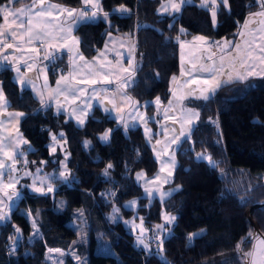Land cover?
I'll use <instances>...</instances> for the list:
<instances>
[{
	"label": "trees",
	"instance_id": "1",
	"mask_svg": "<svg viewBox=\"0 0 264 264\" xmlns=\"http://www.w3.org/2000/svg\"><path fill=\"white\" fill-rule=\"evenodd\" d=\"M51 1L81 6V0ZM162 1L100 0V18L75 32L87 59L97 54L108 35L134 40L137 71L126 91L139 103L156 97L163 104L167 101L172 77L179 72L177 37H234L247 17L260 10L257 0H228L227 6L218 1L214 27L208 9L197 2L170 16L158 13ZM121 6L128 11H114ZM103 13H108L107 22ZM66 67L63 57L49 70L54 75ZM0 87L10 109L24 114L19 130L28 141L26 168L60 171L62 157L50 154L48 146L61 132L69 154L67 181H55L56 189L43 196L25 191L0 224V264H50L49 249L64 253L63 264H77L69 257L72 251L83 264H246L254 237L264 239V77L223 85L209 101H190L199 120L190 140L176 150L177 166L169 185L175 190L164 201L145 197L135 181L138 172L151 176L158 170L140 128L125 131L98 108L77 127L51 108H40L31 91L13 81L9 68L0 70ZM146 112L153 115L155 108L150 105ZM109 129L110 138L102 143L99 137ZM198 153L210 156L217 166L198 160ZM109 163L113 167L105 177ZM59 199L64 201L62 209H57ZM132 199L137 208L126 209L124 204ZM114 209H119L121 219L112 220ZM162 211L176 217L162 233L163 249L155 252L152 241L148 250L136 247L137 235L123 221L142 217L153 235ZM34 220L39 235H33ZM80 223L85 228L81 237ZM17 228L22 232L19 243ZM104 242L113 254L103 253Z\"/></svg>",
	"mask_w": 264,
	"mask_h": 264
},
{
	"label": "snow or ice",
	"instance_id": "2",
	"mask_svg": "<svg viewBox=\"0 0 264 264\" xmlns=\"http://www.w3.org/2000/svg\"><path fill=\"white\" fill-rule=\"evenodd\" d=\"M24 2L25 0H0V17L3 19V23L0 24V56H2V61L15 64V70L20 73V62L26 65L28 71L37 68L36 61L40 57L41 49L44 52L43 60L49 61L51 65H55L57 60L62 59L61 52L66 50L70 65L69 71L66 74H61L56 81V87L48 91L49 99L55 103L57 113L61 109L67 111L66 104H76L83 97L82 106L79 107L81 116L87 115L88 110L92 107V101H96L97 106H103L107 103L110 107H104V111L110 117L116 114L115 119L122 122L125 131H127L130 124L134 127L137 123L143 122L146 135L151 132L148 123L159 116L162 119L157 123L164 130L166 138H168L169 129L164 122L171 120L173 125H179V129L176 127L171 128V131L177 134L168 138V144L162 150L165 153L168 151L169 145H178L182 138L184 142L190 140L195 126L194 122L199 120V111L185 105L184 100L191 98L193 100L209 101L222 84L244 82L250 77H264V10L249 16L242 26V30L238 33L239 39L236 41L225 40L209 43L204 36L195 37L194 41L191 42L192 47L188 53L187 71L184 68L185 56L183 52L181 53V77H186V79L183 80L180 89H170L171 97L167 102V107H162L163 102L160 97L140 105L139 101L133 100L127 94L126 89L132 83L137 71V65L134 63L135 58L131 52L127 57V66L124 65L122 53L116 52L112 59L108 58L106 54L107 45L105 51H100L92 61H88L79 52L77 47L79 40L73 35L74 28L80 23L95 21L99 18L97 16V11L100 10L99 0H83L85 7L79 10L62 8L55 4L45 6V0H31L27 7L19 9L12 7V5ZM191 3L192 0H167V3L161 6L160 11L169 14L179 13L182 6ZM219 3L227 6L228 0H219ZM212 4L215 6L217 0H212ZM89 5L91 7H88ZM258 6L264 9V0H258ZM201 7H208L207 0H203ZM210 10L215 24L216 8L213 7ZM114 11L126 13L128 9L121 6ZM65 13V19L61 20L60 17L65 16ZM69 18H71L70 23L68 22ZM103 19L105 22L108 21V13H103ZM183 32L184 30L181 29V33ZM177 40L179 41V37H177ZM197 42H201L199 46H197ZM180 47L183 49L185 44L181 42ZM8 49H12L13 52L3 55ZM15 53H20V55H14ZM48 66L46 64L39 67L36 76L38 79L40 74H44L45 83L43 87L45 89H49L46 74ZM177 79L176 76L172 77L173 84L177 82ZM18 82L24 87H35L33 80L25 81L23 74L18 76ZM81 85H86V87H81ZM96 85H112L113 87H96ZM61 97L63 101H61ZM2 99L4 97L0 92V100ZM173 101H175V104ZM41 102L44 103L43 100ZM150 105L155 108L153 117H148L146 112L140 110L141 108L147 109ZM47 106H51V104ZM177 108H179L178 113ZM126 109L131 110L126 112ZM72 111L75 113L77 109ZM19 116H23V113L11 114L9 122ZM77 122L80 126L84 124L83 119H78ZM110 135L111 129L105 131L100 136V140L107 142ZM59 136L61 140L67 142L63 132L59 133ZM5 139H7V143L4 142ZM149 140L151 141V136H149ZM52 141L50 150L55 153L60 140L53 135ZM88 143V141H85V145ZM160 143V140H156V144ZM22 144H28V141L18 135L0 138V156L3 157V159H0V221L7 218V212L4 211V208L8 207L2 197H6L7 201H12L14 198L20 199L22 196V192L16 190V185L19 184L21 177L13 175L18 171L16 168L17 162L23 161L25 167L28 163L25 151L20 148ZM160 154L157 153V158ZM66 159L67 154L65 155V161ZM197 159L208 160L214 168L217 166L210 156L202 153L197 154ZM6 161H11V163L6 165ZM42 163L44 162L42 161ZM174 166V155L161 163V171L167 170V177L164 178L163 183L169 182L168 177L172 175L171 169ZM112 167L113 165L109 163L104 169L103 175L105 177L109 176V169ZM68 174L69 170L66 162L63 164V170L54 173L51 177L42 174L41 168H37L35 174L25 170L24 175L32 176V182L30 185L22 187L29 188L34 194L47 195L54 191L53 183L61 179L66 182ZM143 176V173H138L137 181L141 180ZM157 180H160L159 176L153 181H145L144 190L150 200L154 198L155 193L163 201L171 193L161 191L159 186L155 189L147 187L149 183H155ZM109 195H114V193ZM137 203L136 200H132L126 207H135ZM118 212L119 209H114V213ZM112 219L116 220L117 217L114 215ZM136 219L140 220L139 225L136 224ZM163 219L165 224L155 226V233L152 238L157 242L160 250L163 249L164 243L162 233L167 230L165 226L174 223L176 217L165 215ZM126 223H129L133 230L139 229L140 235L137 236V243L147 249L149 245L145 243L144 238H141L146 231L143 227V218L137 217ZM33 228L36 229L33 235H39L35 220L33 221ZM19 231L20 229L17 228L16 232L19 233ZM249 236H251V233H249ZM52 251L60 250L49 249V252ZM63 254L61 253V255ZM248 256L250 257L249 264H264V239L259 240L256 250L249 253ZM59 264H63V261H60Z\"/></svg>",
	"mask_w": 264,
	"mask_h": 264
},
{
	"label": "crops",
	"instance_id": "3",
	"mask_svg": "<svg viewBox=\"0 0 264 264\" xmlns=\"http://www.w3.org/2000/svg\"><path fill=\"white\" fill-rule=\"evenodd\" d=\"M218 1L219 0H217V4L214 6L212 4V0H207L208 7L205 8V9H208V11L210 12L211 22H212V24H213L214 27H215V25L217 23V19L215 20V24H214L210 9L213 8V7H215L216 8V13H217ZM194 2H197L198 5L201 7V4H202L203 0H192V3H194ZM30 3H31V0H30L29 3H27L25 5H22V6H19V7H14L12 5V7L19 9V8L27 7ZM99 3H100V0H99ZM48 4H55V5H58V6L62 7V8L78 9V10L85 7V5L83 3V0H81V6L79 8L67 7V6H64V5H61V4L52 2L51 0H45V6H47ZM88 7H91V6L89 5ZM182 8H183V6L181 7V9ZM179 13H173V15H178ZM164 15H170V14L167 13V14H164ZM97 16L99 17L98 11H97ZM65 17H66V13H65V16H61L60 19L61 20H64ZM248 18H249V16L247 17V19L245 20V22L248 20ZM97 20H95V21H88V22H96ZM68 22L69 23L71 22V18H69ZM2 23H3V19L1 17L0 24H2ZM244 23L242 24V26L244 25ZM82 24H84V23H80V24L76 25V27L74 28L73 35L75 37H76L75 32H76L77 28L80 25H82ZM242 26H241L240 30L238 31V33L242 30ZM238 33L234 36V40L233 41H236L237 39H239ZM198 36L199 35H196V36H193V37H190V38H188V37L184 38V40H185V42H184L185 47L183 49H181L180 43H178V64H179V72H178V75L176 76L178 79H177V82L175 84H173V82H172V85H171V88L170 89H177V90L180 89V85L183 83V80L186 79V77H181V53L183 52V54L185 56L184 68H185V71H187V68H188V65H187L188 53L190 52L191 47H192L191 42H193L194 41V38L195 37H198ZM181 39H183V38H181ZM207 41L210 43V40L207 39ZM200 43L201 42H197V46H199ZM106 45H107L106 54L108 55V58L109 59H112L113 56H114V54L116 52L122 53L123 54V62H124V65L127 66L128 65V59H127V57H128V54L130 52H131V54L135 58V44H134V40L131 37H123V36H118V35H108L106 37V39H105L104 45L102 46V48L100 50H98L97 54L94 57H96L99 54L100 51H105V46ZM77 47H78V50H79V45ZM12 52H13L12 49H8L7 52L3 53V55H8L9 53H12ZM79 52H80V50H79ZM14 55H17L18 56V55H20V53H15ZM43 55H44V52H43V49H41L40 57L36 61L37 68H33L31 71H28L27 68H26V65L23 62H20L19 63L20 73H17V71L15 70V67H16L15 64H8L6 61H2V56H0V70H2L4 68L11 69L13 81L19 87L26 88V89L30 90L31 93H32V95H33V97L37 101V103H38V105H39L40 108H42V109H44V108H51V110L54 112V114H62V115H64L68 120L72 121L77 127L84 126V124L86 123V120H87L88 116L91 114V112L95 108H98L103 113L109 115L108 113H106L104 111V107H110V105H107V103H105L103 106H97V102L96 101H92V107H91L90 110H88L87 115L86 116H81L80 115V112H79V107L82 106V101L84 99L83 97L81 98V100H78L76 102V104H66L65 105V108L67 109V111H65L64 109H61L60 112L57 113V108L55 106V103L49 99L48 91L51 88H55L56 87V81L59 79V76L61 74H66L69 71L70 65H69L68 54H67L66 50H62L61 55H62V57H65L66 62H67V67L62 72L59 69H57L58 71L54 75H52L50 73V70H49V67L52 66V65L50 64L49 61L43 60ZM93 58H90V59H87L86 58V59L88 61H92ZM217 59H218V57H217ZM59 60H57L55 63H57ZM29 62H31V61H29ZM134 63H135V59H134ZM46 64L49 65L47 67V69H46L47 83H48L49 89H45L43 87L44 86V83H45L44 74H40L39 75V78L38 79L36 78L37 72H38V68L39 67H43ZM20 74H23L24 75L25 81H27L29 79L33 80L35 87H32V86L24 87V86H22L18 82V76ZM253 78H260V77H253ZM131 85H132V83L130 84V86ZM223 85H226V84H222V86ZM101 86H104V87H113L112 85H96V87H101ZM81 87H86V85H81ZM0 92H2V95L4 97V99L0 100V138H5V137H9V136H17L18 135V136H21L24 140H26L24 138V136L21 134L20 130H19V125H20V122H21L22 118L24 117V114H23V116L16 117L15 119L11 120V122H9V116L11 114L18 113L19 111H14V110H11L10 109V103L6 100V98L4 96V93H3L1 87H0ZM42 93H43V95H41ZM170 97H171V92L169 94V97H168L167 101L164 104H162V107H167V102H168V100H169ZM60 99H61V101H63V98L62 97ZM42 100L44 101V103L41 102ZM190 101L198 102V101H203V100H193V99L189 98V99L184 100L183 103L185 105H187V106L192 107L190 105ZM173 103L175 104V101H173ZM49 104H51V106H47ZM144 104H145V102L144 103H140V105H144ZM73 109H77V111L75 113H73V111H72ZM130 110L131 109H126L125 111L127 112V111H130ZM140 110H141V112H146V109L145 108H141ZM178 112H179V108H177V113ZM19 113H21V112H19ZM146 114H147V112H146ZM115 115L116 114H113V116H111V117H113L115 119ZM154 115H155V113L153 115H148L147 114L148 117H153ZM78 119H83L84 120V124L82 126L78 125V122H77ZM161 119H162L161 117L156 116L154 120H152V121H150L148 123V128L151 129V132L148 133L147 135L145 133V128H144L143 122L137 123L134 127L130 124L129 128H133V129L134 128H140L142 130V133H143L146 141L149 143V145H150V147H151L152 150H153V145L154 144L157 147L160 146L159 149H156L155 150V153H156L155 159H156L157 164H158V170H161V163L162 162H160V160L165 161V160L169 159L170 156H173L174 155V158H175V166H174V168L171 169V171H172L171 177H172L173 174H174L175 168L177 166L176 150L179 147V145L181 144V142L183 141V138H182L181 142L178 145L177 144L169 145L168 151L166 153L163 152L162 150H163L164 146L166 144H168V138H170V137H172V136H174V135L177 134V133H173L171 131V128L172 127H176L177 129H179V125L178 124L173 125L171 120L164 122L165 123V126L169 129V131L167 133V137L168 138H166L165 135H164V130L161 128L160 124L157 123V121H159ZM115 120L117 121V123L119 125L123 126L121 121H118L117 119H115ZM197 122L198 121H195L194 122V125H196ZM149 136H151V141L149 140ZM156 140H160L161 143L160 144H156ZM4 142L7 143V139H5ZM27 146H28L27 144H22L20 146V148H21V150L25 151V148H27ZM157 153H161L160 156H159V158H157ZM165 154H167V155L165 156ZM0 159H3V157L0 156ZM5 163H6V165L7 164H10L11 161H6ZM16 168L18 169V171L15 172V173H13V175L18 176V177H21L19 184L16 185V190L21 191L23 194H24L25 191H27L28 193H32V191L29 188L22 187V186H25V185H30L31 182H32V176H26V175H24V171L27 170L29 172H32L33 174H35V171H32L29 168H26L24 166V164H23V161L17 162ZM165 172H167V170H165ZM45 173H46L45 171H42V174H45ZM157 174H160L159 171L157 172ZM53 189L54 190L56 189V186L55 185H53ZM9 191H11V190H9ZM32 194H34V193H32ZM2 198L8 204V207L4 208V211L7 212V218L6 219H8L9 216H10V213L12 212V210H14L16 208L17 203L19 201L17 202V199H15V198L12 201H7V198L6 197H2ZM152 199H157V198H152ZM159 201H161V200H159ZM6 219H5V221H6ZM2 223H3V221H0V224H2Z\"/></svg>",
	"mask_w": 264,
	"mask_h": 264
},
{
	"label": "rangeland",
	"instance_id": "4",
	"mask_svg": "<svg viewBox=\"0 0 264 264\" xmlns=\"http://www.w3.org/2000/svg\"><path fill=\"white\" fill-rule=\"evenodd\" d=\"M257 2H258V0H257ZM167 3V0H163L162 2H161V4H160V6L158 7V13L160 14V15H164V14H167L168 12H161L160 10H161V6L163 5V4H166ZM261 10H264V9H261L260 8V11ZM173 13H175V12H173ZM173 13L172 14H170L171 16H173ZM169 14V13H168ZM225 40H230V41H233L234 40V37L232 38V37H230V38H224V39H221V40H217V41H220V42H223V41H225ZM219 89V88H218ZM217 89V90H218ZM216 90V91H217ZM107 131V130H106ZM102 135V134H101ZM56 137H57V139L58 140H60V144H58L57 146H56V152L55 153H52L51 152V150H50V145L53 143V141H52V137H51V141H50V143H49V152H50V154H60V156L62 157V161H61V163H60V171L61 170H63V164L66 162L67 163V159H66V161H65V155L67 154V158H68V151H67V147H66V143L64 142V140H61V138H60V136H59V133L58 134H56L55 135ZM99 140H100V138H99ZM101 141V140H100ZM102 143H106V142H104V141H101ZM108 142V141H107ZM149 144V143H148ZM150 146V145H149ZM160 147V146H159ZM159 147H157L155 144L153 145V150H152V154H153V156H154V158H155V155H156V153H155V150L156 149H159ZM151 148V147H150ZM155 149V150H154ZM167 154H165V156H166ZM207 156V155H206ZM156 160V159H155ZM206 161H208V160H206ZM160 162H163V160H160ZM159 171V173L160 174H157V172ZM158 171H156V173H154L153 175H151V176H147L145 173H143V172H138V173H143L145 176H143V178L141 179V180H139V181H137V174L138 173H136L135 174V181H136V183L140 186V188H141V190H142V193L144 194V196L145 197H148L147 195H146V193H145V181H153L157 176H159L160 177V180H157L155 183H149L148 185H147V187H149V188H151V189H155L157 186H159L160 187V190L161 191H163V192H169V193H171L172 194V192L175 190V188H173V187H170L169 185L171 184V182H172V177L170 176V177H168V183H163V180H164V178L165 177H167V172H165V171H161V170H158ZM58 173V172H57ZM45 174H47L48 176H52L54 173L53 172H46ZM156 175V176H155ZM23 194V193H22ZM170 196V195H169ZM168 196H166L165 198H164V200L167 198ZM149 198V197H148ZM154 198H157V199H159L160 200V198H159V196H156L155 195V193H154ZM152 199V198H151ZM132 200H136V199H132ZM132 200H130V201H132ZM19 201V199H17V202ZM130 201H127L125 204H124V207L126 208V209H129V210H135L136 208H137V205H138V203H137V205L135 206V207H126V205H128L129 204V202ZM137 201V200H136ZM63 206H64V201H63V199H59L58 200V207H57V209H62L63 208ZM116 216L117 217V219L116 220H119V219H121V217H122V215H121V212H118V213H115V214H113V216ZM165 215H168V216H173L172 214H169V213H167V212H165V211H162L161 212V219H162V222L160 223V224H165V221H164V219H163V217L165 216ZM112 216V217H113ZM7 220V219H6ZM113 220V219H112ZM133 219H131V220H128V221H123V224L126 226V227H129L131 230H132V233H133V235H135V233H138V235L137 236H139L140 235V232H139V229L137 228V229H135V230H133V228H132V226L129 224V223H126V222H130V221H132ZM5 222V220L3 221V223ZM135 222H136V224L137 225H139L140 224V220L139 221H136L135 220ZM159 224V225H160ZM173 224V223H172ZM171 225V224H170ZM166 226H169V225H166ZM165 226V227H166ZM143 227L145 228V226H144V224H143ZM77 229H78V231H79V236L81 237V236H85V233H84V231H85V228H84V225L82 224V223H80L78 226H77ZM146 229V231L144 232V234H143V237H141V238H144L145 239V243L146 244H148L149 245V247L146 249L143 245H139L138 243H137V237L135 238V240H134V244H135V246L136 247H142V248H144V249H146V250H148V249H150L151 248V241L153 240L152 238H153V236L154 235H151L150 234V230H148L147 228H145ZM154 233H155V231H154ZM261 239H263V238H261V237H259V236H256V237H254V239H253V245H252V249H251V251H250V253H252V252H254V250H256V248H257V246H258V242H259V240H261ZM103 244V243H102ZM99 246H102L101 244H99ZM103 247V253L104 254H113V251L111 250V248L109 247V244L107 243V242H104V245L102 246ZM61 253L62 252H51V253H48L47 254V261L50 263V264H59V262L60 261H63L64 260V254L63 255H61ZM69 257L71 258V260L72 261H74L75 263H77V264H83V262L81 261V260H79L78 259V257H77V254L75 253V251H72L71 253H70V255H69ZM249 261H250V257L248 256V261H247V263L246 264H249Z\"/></svg>",
	"mask_w": 264,
	"mask_h": 264
},
{
	"label": "built area",
	"instance_id": "5",
	"mask_svg": "<svg viewBox=\"0 0 264 264\" xmlns=\"http://www.w3.org/2000/svg\"><path fill=\"white\" fill-rule=\"evenodd\" d=\"M181 42H185V40L184 39H179V41H178V43H181ZM212 41H210V43H211ZM154 235V234H153ZM152 247H153V249H154V251L155 252H158V251H160V249H158V246H157V242H155L154 240H152Z\"/></svg>",
	"mask_w": 264,
	"mask_h": 264
},
{
	"label": "water",
	"instance_id": "6",
	"mask_svg": "<svg viewBox=\"0 0 264 264\" xmlns=\"http://www.w3.org/2000/svg\"><path fill=\"white\" fill-rule=\"evenodd\" d=\"M135 235H138V233H135ZM21 238H22V232L21 231H19V233L16 232L15 242L19 243L21 241Z\"/></svg>",
	"mask_w": 264,
	"mask_h": 264
}]
</instances>
